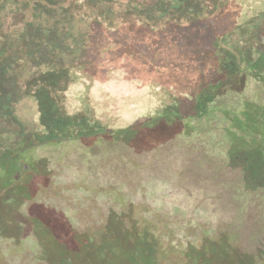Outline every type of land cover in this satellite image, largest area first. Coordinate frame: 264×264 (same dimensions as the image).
Returning a JSON list of instances; mask_svg holds the SVG:
<instances>
[{
  "label": "rangeland",
  "instance_id": "1",
  "mask_svg": "<svg viewBox=\"0 0 264 264\" xmlns=\"http://www.w3.org/2000/svg\"><path fill=\"white\" fill-rule=\"evenodd\" d=\"M169 1L0 0V45L15 57L0 62V264H264V209L235 220L241 209L223 181L234 172L214 177L200 150L179 141V126L117 140L65 133L64 119L44 126L31 94L41 68L53 67L65 71L50 91L53 113L64 99L97 129L189 111L203 78L219 73V47L205 52L202 39L232 34L226 45H246L252 33H241L236 0L203 12L181 10L195 0ZM243 4L263 20L264 0ZM188 19L193 26L178 29ZM45 42L49 53H31Z\"/></svg>",
  "mask_w": 264,
  "mask_h": 264
},
{
  "label": "trees",
  "instance_id": "2",
  "mask_svg": "<svg viewBox=\"0 0 264 264\" xmlns=\"http://www.w3.org/2000/svg\"><path fill=\"white\" fill-rule=\"evenodd\" d=\"M244 1L236 0L239 7L241 4L244 6ZM182 2H187V0L169 1L174 6H178ZM208 2H213V0L187 2L181 10L191 9L203 12L208 6ZM243 6L238 11L243 12L245 16L238 22L245 24V27H241V31H243L241 33L247 34L248 31H251V38L246 45L245 40L239 41L237 44L226 45L227 37L232 34L224 37L226 38L224 43H218L213 35L205 36L202 39L201 43L205 45L204 48L209 49L205 52H210L214 44L219 47L216 57L219 73L209 80L203 78L202 84L193 98L191 108L186 113H182L178 106H173L168 109L169 111L164 110V112L160 111L154 115H145L135 125L125 129L111 130L106 127L97 129L90 118L68 113L64 106V99L62 103L57 102L61 109L60 112L53 113L54 104L50 91L54 87L62 85L57 84L54 78L63 77L65 71L62 69L61 74H58L56 68L48 67L44 70L41 68V77L29 83L35 88L31 94L38 101L44 126L48 129V124L53 119H57L55 123L60 124L58 125L60 127L63 124L61 120L64 119L65 123L60 129H64L65 133L74 128L82 131L84 137L99 136L104 138L110 136L112 140H117L121 135L136 136L150 126L158 127L162 123L177 125L180 127L175 129L180 131L177 136L180 138L179 141L184 145V148L189 146L192 150H200L202 160L212 163L210 171L214 177L218 176L217 173L221 171L224 173L234 172L233 177L226 178L227 180L223 179V181L231 190L229 196L241 209L235 220L242 218L247 207L258 204L264 209V18L260 19L261 13L248 15L247 9ZM249 8H254L253 4L249 5ZM194 20L181 21L182 25H179L178 29L187 30L189 26H193ZM211 21L216 26L226 28L225 24L219 23L217 18ZM246 27L248 28L245 30ZM236 33L240 34L238 31ZM45 38H48V35L44 38L41 37L40 40ZM45 43L47 49L35 50L38 47L35 45L31 53L38 54L41 51L49 53V43ZM5 44L2 47L0 45V62L1 57H4L7 62L10 61L9 59H15L6 49ZM2 67L0 64V70ZM31 77H28L27 81ZM64 83L66 84V82ZM7 102L11 104L12 100L8 98ZM88 126H91V130ZM54 137L58 138L53 135ZM146 239L147 237L145 241Z\"/></svg>",
  "mask_w": 264,
  "mask_h": 264
}]
</instances>
